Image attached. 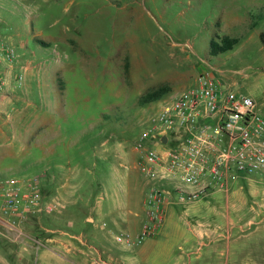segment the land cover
<instances>
[{
  "label": "rangeland",
  "instance_id": "1",
  "mask_svg": "<svg viewBox=\"0 0 264 264\" xmlns=\"http://www.w3.org/2000/svg\"><path fill=\"white\" fill-rule=\"evenodd\" d=\"M262 1L0 0V41L16 53V60H4L0 66L10 86L16 87L2 117H12V128L6 131L17 139L10 150L12 156L1 160L0 167L8 162L26 165L40 160L44 150L32 147L29 136L42 138L51 130L53 142L64 153H74L83 146L86 154L75 162L84 171L87 163L101 167L102 172L85 174L92 183L112 176L111 159L95 157L96 150H104L102 140L111 135L124 144L128 166L136 163L139 168L135 141L140 131L149 124L160 102L192 86L203 71L231 79L233 89L251 96L257 111L264 115ZM252 22L255 27L248 29ZM215 33L238 36L240 42L232 50L210 56ZM163 84L171 85L172 90L156 101L139 104L142 94ZM38 170L26 169L29 174ZM136 176L142 179L144 175L138 170ZM249 182L253 183L244 184L236 195L250 204L242 216L264 220V185ZM148 192L146 187L144 194ZM225 193L174 206L168 232L159 238L156 264H173L176 256L190 248L189 221L212 220L215 208L227 213ZM95 195L101 198L106 194L96 190ZM230 200L234 215L240 203ZM61 209L32 216L15 228L0 224L11 237L4 246L16 264H33L37 247L20 237V232L44 245L42 258L43 249L62 251L54 241L62 237L59 231L79 232L69 228ZM108 228L96 231L105 234ZM247 232H254V252L259 259L264 253V222L247 228ZM25 245L27 253L21 256L18 250ZM201 252L206 253V248Z\"/></svg>",
  "mask_w": 264,
  "mask_h": 264
},
{
  "label": "crops",
  "instance_id": "2",
  "mask_svg": "<svg viewBox=\"0 0 264 264\" xmlns=\"http://www.w3.org/2000/svg\"><path fill=\"white\" fill-rule=\"evenodd\" d=\"M259 4L264 7V1ZM224 77H222L224 81L233 85L231 79L225 75ZM5 80L4 91L0 94V161L12 156L10 150L17 141L13 135H7L6 131L7 127L12 128V117H6L7 119L2 117L3 114L6 115L3 112H7L5 109L7 110L11 97H13L11 93L16 89L15 85L10 86L7 76ZM29 138L32 139V144L27 143L32 147L40 146L44 150V156L32 164L24 165L17 162L3 164L0 167V179L5 176H16L15 172L21 173V177H16L22 180L37 177L40 189L44 191V198L59 201L63 205L61 213L64 212L69 228L75 227L79 231L71 233L62 230L58 232L62 237L57 240L56 236L47 238L48 240L55 239L54 241L59 243L62 251L43 249V258L40 257L44 264H55V261L58 264H156L159 238L168 232L171 221L168 220L172 215L170 212L176 204L167 206L165 223L155 237L147 238L141 245L133 248H127L116 241V234L124 232L137 234L141 231L148 219L147 195L144 191L146 187L150 188L155 182L145 176L142 179L136 176L139 168L136 163L131 168L130 165L128 166L130 158L125 151L124 144L118 138L111 135L102 140L104 150L95 152V157L99 160L111 159L112 172L109 179L101 177L96 183H92L85 174L92 171L102 172L101 167L87 163L84 171L83 166L75 162L77 157L83 155L82 145L74 153L70 151L64 153L59 150L57 143L53 142L51 130L46 132L42 138L36 136H29ZM106 163L102 162L103 165ZM30 167H37L39 169L37 174L27 173L26 169ZM249 181L263 183L256 175L241 179L232 184L228 190H215L207 195L226 192L227 213L215 208L212 220H197L195 224L189 221L192 234L191 246L187 251L176 256L173 264H264V253L259 259L255 256L254 246L257 242L254 241V232H247V228L264 222V220L258 219V221L253 217L244 219L242 216L246 212L244 209L246 206L250 207V204L245 199L236 197L238 192L244 188V184L253 183ZM96 190L104 192L107 196L99 198L95 195ZM231 198L240 203L239 207L235 208L234 215L231 211ZM220 205L223 204L220 203ZM1 213L0 208L2 217ZM0 224L6 225L2 221ZM104 226L109 227L105 234L96 231ZM10 239L11 237L0 229V264H16L9 257L7 248L4 246V243H8ZM204 247L206 253L203 254L201 250ZM224 255H227L225 260L222 258Z\"/></svg>",
  "mask_w": 264,
  "mask_h": 264
},
{
  "label": "built area",
  "instance_id": "3",
  "mask_svg": "<svg viewBox=\"0 0 264 264\" xmlns=\"http://www.w3.org/2000/svg\"><path fill=\"white\" fill-rule=\"evenodd\" d=\"M4 60L13 62L16 53L0 41V66ZM5 85L0 71V94ZM135 148L140 152V172L155 182L147 194L148 219L141 231L115 236L127 248L158 234L170 204L195 202L256 175L264 185V115L251 96L236 92L211 71H203L192 86L160 102L140 131ZM62 206L44 198L37 177L0 179L1 214L11 228ZM19 236L36 243L33 264H44L40 257L44 245L22 232ZM26 250L27 245L18 253Z\"/></svg>",
  "mask_w": 264,
  "mask_h": 264
},
{
  "label": "trees",
  "instance_id": "4",
  "mask_svg": "<svg viewBox=\"0 0 264 264\" xmlns=\"http://www.w3.org/2000/svg\"><path fill=\"white\" fill-rule=\"evenodd\" d=\"M250 28H253L256 23L252 22ZM260 40L264 44V31L260 33ZM240 41V37L232 36L227 33H215L214 37L210 41L209 54L213 56L220 55L226 51L234 48V46ZM39 42L48 45L44 40L39 39ZM172 90V86L169 84H163L156 88L150 89L146 93L139 97V104L144 105L153 101H156L163 97L165 94Z\"/></svg>",
  "mask_w": 264,
  "mask_h": 264
},
{
  "label": "water",
  "instance_id": "5",
  "mask_svg": "<svg viewBox=\"0 0 264 264\" xmlns=\"http://www.w3.org/2000/svg\"><path fill=\"white\" fill-rule=\"evenodd\" d=\"M164 141H166V137L164 138ZM0 221L4 222V223H7L6 220L0 216Z\"/></svg>",
  "mask_w": 264,
  "mask_h": 264
}]
</instances>
